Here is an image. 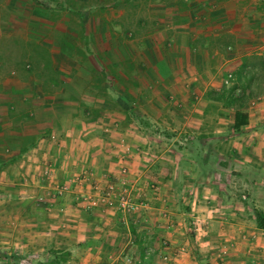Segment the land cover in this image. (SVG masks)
Returning <instances> with one entry per match:
<instances>
[{
  "label": "rangeland",
  "instance_id": "374dc122",
  "mask_svg": "<svg viewBox=\"0 0 264 264\" xmlns=\"http://www.w3.org/2000/svg\"><path fill=\"white\" fill-rule=\"evenodd\" d=\"M38 2L42 3L41 16L44 23L33 25L30 28L31 34L28 35L25 34L24 29L20 32L7 31L6 37L0 41V51L3 54L1 59L5 62L11 59L15 60V63L21 61L24 67L19 73H23L30 69V59L27 57V54H30L34 60L33 70H41L44 77L56 82L55 88H45L44 90L54 97H58L62 93L57 87L61 83V77L67 80V78L84 76L99 84L105 79L107 80L103 68L108 67L111 63L110 57H108L110 54L113 55L114 62L119 66H114V69L118 71L117 74H114V78L121 82V60L117 61L123 51L129 53L128 49H132L134 50L133 54L136 55L137 45L144 49L161 43L166 48H175L174 46L177 44L182 48L183 54L187 53L188 55L189 51L190 56L195 54L199 58H203L204 68L201 72H198L196 67L187 69L185 75L187 78L200 75L199 82L202 87L205 84L207 87L204 91L197 87L194 90L195 93L187 95L192 98L197 95V99L199 96L213 98L212 96L218 94L222 89L226 90L237 85L245 89L243 109L247 114H254L255 110L260 109V106L255 104L258 101L256 97L264 95V63L260 64V61L264 59V24L261 23L263 22L261 19L257 20L254 17L253 22L249 24L235 26L209 25V18H217L221 15L220 9L212 0H61L58 3L53 1L51 4L50 2L45 3V0ZM242 2L246 4L255 2L264 6V0H243ZM210 32L215 35V39L210 45L199 41V38ZM238 32L241 35L238 36ZM194 36L199 38L191 39ZM26 38L28 40H25ZM55 49L57 52H54L53 65L60 66L59 68L65 73H53L51 65L45 64V50ZM93 51L94 53L98 51L97 58L93 56ZM211 52H217L220 55L235 53L236 56L242 55L241 66L245 65V67H241L240 74L235 71L236 69L224 70L221 62L215 57V53L214 58L208 56ZM91 64L96 69L92 68ZM227 73L231 74V80L225 85L223 79ZM236 77L239 82L237 80L235 82ZM147 82L145 81V83ZM125 84L130 85L131 83L127 80ZM94 91L96 92L93 95L88 93L92 92L91 90L86 93L89 99L84 96L88 102L93 101L90 96L95 99L105 98L106 93H103L102 90ZM191 91L189 89V92ZM236 92L238 93V90ZM66 94L67 100L73 103L67 106V110H77L81 114L83 110L95 113V110L98 109V105L94 107V101L91 105L89 103L87 107L83 108L85 104H78L79 100L74 98L72 91L67 90ZM211 100L215 104L212 110L220 109L224 114L220 125L225 130H229L227 135L232 134L229 127L231 110L223 105L222 100ZM119 106L118 111L123 116V111L126 112L127 109L121 103ZM129 110L131 109H128V112ZM132 118L134 119L133 116ZM134 120V122H128L129 125L139 132H144L141 133V136L146 138L147 142L150 141L144 149L118 136L116 141H113L116 150H111V145L108 143L106 146L99 147L101 152L98 155L103 156L104 160L112 159L113 154H116L117 158L121 160L114 165L115 167L109 169V173L98 178L92 169H87L84 166L82 169L75 170V175L73 171H71L72 175L67 177L60 175L59 178H62L66 182L65 184H50L53 188L52 190L50 188V191L57 196H60L57 194V188L65 185L68 192L77 187L90 197L98 195L101 191L104 192L109 184H113L110 194L111 204H99L87 208L85 206H87L88 197H86L82 204L85 206L81 207L84 211L98 208L101 210V212L97 211L98 214H102L107 219L105 223L101 221L105 225L95 231L102 239L104 238V241H101L99 250H97L99 259L98 261L92 260L93 263L134 264L139 258H142L144 264H264V230H257L253 224L251 218L253 205L250 197H237L238 189L241 192L242 187L239 185V179L235 176L236 171L231 168L227 170L232 198L225 200V197L217 196V190L208 188L207 182L196 185L198 189L201 188V194L198 195L194 184L193 188L196 194L192 193L190 196L184 197L181 188L184 181L182 177L179 178L180 184L176 181L171 183L169 182L170 170L167 168L159 170L157 167L161 165V162L164 166L170 167L171 163L182 161L181 157L184 155H178L172 150L177 149V146H184L185 140L182 141V144L173 140L174 138L165 140L161 136H159L160 138L156 137L153 135V130L144 129L142 131L137 126L140 123L139 120L136 117ZM112 123H117V128L122 126L116 120ZM142 124L145 125V123ZM211 125L208 129L213 128V123ZM87 136H83V141ZM160 140L172 145L170 148L167 144L161 147ZM97 141H99L98 138H96ZM120 142L128 146L127 152L120 146ZM92 146L95 145L92 144ZM112 152L114 153L112 154ZM86 154L87 152H83V159L87 160L85 163L83 162V165H88ZM130 155L134 156L133 161H138V169L133 168L132 170L128 167L127 160L132 157ZM105 165L106 162H104V167H106ZM121 168H124L125 171L121 172ZM111 170L113 171L111 172ZM100 171L102 174L107 172L105 169ZM107 175H109L108 178ZM157 175L162 176L164 180L162 182L165 185L161 184L159 180L161 178ZM48 176H45V171L42 169V171L38 170L36 178L33 179L35 182L28 180L27 185H22L19 184L21 183L19 179L15 181V191L21 189L32 195L31 206L38 212L40 210L41 217H43L39 221L41 223L39 227L33 225L27 227V229H33L27 234L22 233L23 229H18L21 223H16L15 227L12 226L13 224L10 225L15 231L7 230V227L0 231L1 240L4 237L9 238V236L14 240L16 244L14 250L19 257L15 261L24 259L26 262L27 258L32 259L35 256L41 258L39 263L45 264V254L55 255V252L58 251L52 246L49 247V240L45 243L44 196ZM111 177L113 180H110ZM102 179L105 180L103 183ZM121 180L124 184L121 183ZM94 182L97 185V190L92 189ZM123 188L127 193V203L130 207L121 206L116 202V197L121 194ZM37 193H44L40 195L42 200L35 199ZM39 203L44 204V207ZM54 204L55 198L47 204L50 209L48 213H52L53 207H56ZM68 209L67 212L70 211ZM209 209L211 210L210 217L199 215ZM73 218V216H63V226L53 233L52 239L61 242L59 246H66L70 242L75 245V240L80 236H90L88 231H82L81 235L74 232L73 223L78 219L73 220ZM107 222L108 226L112 225L110 234L104 231L108 228L105 227ZM20 237H24L26 240L20 241ZM106 237H110V242ZM45 247L49 248L46 250ZM67 247L69 248V245ZM73 248L74 246L71 247V249ZM67 252L69 251L67 250ZM87 254L86 258L89 259L87 263L90 264L91 253ZM24 262H15L14 264H25Z\"/></svg>",
  "mask_w": 264,
  "mask_h": 264
},
{
  "label": "crops",
  "instance_id": "0c3cea01",
  "mask_svg": "<svg viewBox=\"0 0 264 264\" xmlns=\"http://www.w3.org/2000/svg\"><path fill=\"white\" fill-rule=\"evenodd\" d=\"M38 1L0 0V41L6 37L7 31L20 32L24 29L25 34L28 35L31 34L30 28L33 25L44 23L41 16L42 3ZM53 1L58 3L61 0ZM53 1L45 0V3L50 2L51 4ZM212 1L217 4L216 7L220 9L221 15L217 18H209V25L249 24L253 22L254 17L257 20L261 19L263 21L261 23L264 24V6L258 3L248 2L246 4L242 2L243 0ZM250 9L257 11L254 12ZM237 35L239 36L241 33L238 32ZM139 38L141 39V37ZM195 38L199 37L194 36L191 39ZM214 39L215 35L210 32L199 38V41L210 45ZM174 47L166 48L165 45L157 43L153 47L144 49L137 45L136 55L133 54L134 50L132 49H128L129 53L123 51L120 59H116L117 62L121 60V82L114 78V74L118 72L114 66H118V64L116 65L113 55L110 54L108 57H110L111 63L108 67L103 68L107 80L105 79L99 84L84 76L67 78V80L61 77V83L57 87L62 93L58 97L44 91L45 88H53L56 82L44 77L41 70H33L34 60L30 54H27L30 59V69L27 72L19 73L24 64L21 61L15 63V60L12 59L7 62L3 61L1 59L3 54L0 51V231L5 230L6 227L7 230L15 231L10 225L13 224L12 226L15 227L16 223H21L18 229H23L22 233L27 234L33 230L27 229V227L40 226L39 221L43 217H41L40 210L38 212L31 206L33 196L21 189L16 192L15 181L19 179L21 181L19 184L22 185H27L28 180L35 182L33 179L36 178L38 170L44 169L45 176L49 175L45 183L44 196L45 243L49 240V247L58 249L55 255L45 254V264H59L61 261H57L58 259L55 257H59V251L62 250L69 251V259L66 260V263L89 264L87 263L89 259L86 258L88 252L91 253L90 264H94L95 260L98 261L97 250L104 238L102 239L95 231L105 225L101 221L105 223L107 219L102 214H98L101 212L98 208L89 211H84L81 208L84 206L82 204L85 202V198L90 197L80 191L81 189L75 186L76 188L69 192H63L57 196L50 191V184H65L66 182L59 178L60 175L67 177L72 175L71 171L74 174L75 170L82 169L84 166L87 169H92L98 178L109 173V169L115 167L114 165L121 160L117 158L116 154H113L114 152H112V159L104 160L103 156L98 155L101 152L99 147L106 146L108 143L111 145V150H116L113 141H116L118 136L144 149L150 141L147 142L146 138L141 136V133L144 132H139L128 123L134 122L135 117L139 120L140 123L137 126L142 131L144 129L153 130V135L156 137L161 136L165 140L174 138L173 140L179 143L185 140V143H182L184 146H177V149L173 150L171 148L178 155H184L181 157L182 161L171 163L170 167L164 166L161 162V165L157 167L159 170H166V168L170 170L169 182L171 183L176 181L180 184L179 178L182 177L184 181L181 188L184 197H188L192 193L196 194L193 188L194 184L196 186L207 182L208 188L217 190V196L225 197V200L232 198L227 174V170L231 168L236 171L235 176L239 179V185L242 187L241 192L238 189L237 197L249 196L252 208L264 210V95L256 97L258 101L255 105L260 106V109L255 110L254 114L248 113V124L243 130L227 137L226 133L229 130H225L220 125L224 114L220 109L212 110L215 104L212 103L211 98L199 96L197 99V95L193 98L187 95L195 93L194 90L197 87L202 88L203 91L207 87L206 84L202 87L199 82L200 75L189 78L185 75L187 69L196 67L197 71L201 72L204 68L203 58H199L195 54L190 56L189 51L188 55L187 53L183 54L182 48L177 44ZM54 52H57V49L45 50V64L51 65L53 73H65L59 68L60 66L53 65ZM97 53L98 51L96 53L93 51L95 58L98 57ZM214 53L221 62L222 69L228 71L236 69L237 72L241 69L242 55L236 56V53L220 55L217 52H211L208 56L214 58ZM91 65L92 68H95L93 64ZM237 79L238 77L235 82L238 81ZM127 80L131 83L130 85L125 84ZM145 81L148 82L145 83ZM235 86L239 88V86ZM99 89L106 93L104 97L108 100L100 97L95 99L90 96L95 102L94 107L98 105L95 113L83 110V113L80 114L77 110H67V106L73 104L67 100V90L72 91L74 98L79 100L78 104H85L83 106L85 108L89 103L90 105L93 103V101H87L89 97L86 93L91 90L92 92L88 93L93 95L96 92L94 90ZM189 89L192 91L189 92ZM120 103L127 109V111L124 109L126 112L123 111V116L118 111ZM128 109L131 110L128 112ZM131 111L132 113H130ZM114 120L120 122L122 126L117 128L118 124L112 123ZM216 122L217 126L215 127ZM142 123L145 125L143 126ZM212 123L213 128L208 129ZM90 130L94 133L89 132ZM85 135L88 136L83 141ZM96 138L99 141L96 142ZM160 141L161 147L167 144L165 141ZM83 152H87L85 158H88V165H83L87 161L83 159ZM197 153L200 154L198 158L201 157V160L197 158L198 163L195 161ZM130 156H132L130 160H127L128 167L132 170L133 168L138 169V161H133L134 156ZM137 160L140 159L137 158ZM104 162H106V167H104ZM99 168H101L100 170L105 169L107 172L102 174L100 170L98 171ZM157 176L161 178L159 179L161 184L165 185L162 182L164 181L162 176ZM110 180H113V177ZM136 180L138 181V178ZM101 181L103 183L105 180ZM195 188L198 190V195L201 194V188L198 189L197 186ZM43 194L37 193L35 199L42 200L40 195ZM54 198L56 207H53L52 213H48L50 209L47 204ZM39 204L44 207V204ZM67 208H69V212H67ZM209 213H211L210 209L199 215L210 217ZM63 216H73V220L77 218L78 220L73 223L74 232L81 235L82 231H88L90 236H80L75 240V245L70 242L66 246H59L61 242H56L52 238L53 233L63 226ZM206 221L208 222V220ZM105 227H108L104 229L105 233L110 234L112 225L108 226L107 222ZM17 231L20 232V230ZM106 239L110 242V237H106ZM19 240H26V238L20 237ZM50 241L53 242V245ZM15 245L11 236L4 237L2 240L0 237V253L6 256L4 259L0 258V264L24 262V259L15 261L8 257L11 254L14 255ZM72 245L79 251L71 249ZM49 247H45L46 250ZM15 255L17 254L15 253ZM27 260L29 263L42 264L38 262L41 258L35 256L32 259L27 258ZM28 261L24 263L29 264Z\"/></svg>",
  "mask_w": 264,
  "mask_h": 264
},
{
  "label": "trees",
  "instance_id": "16d2710c",
  "mask_svg": "<svg viewBox=\"0 0 264 264\" xmlns=\"http://www.w3.org/2000/svg\"><path fill=\"white\" fill-rule=\"evenodd\" d=\"M264 63V59H262L260 61V64L263 65ZM242 67H245L242 66ZM242 68L238 71V74L241 73ZM238 90V93L236 92ZM245 89L244 88H236L235 86H231L228 89H222L218 94H215L214 96H212L213 100L216 101H223V105H225V107L229 108L231 110V122H230V129L232 130V134L229 135H233L240 133L243 128L248 124V114L247 112L243 109L244 107V98H245ZM227 135V137L229 136ZM200 154H196L197 157H195V161L196 163H198L197 158ZM199 160H201V157L198 158ZM200 162V161H199ZM251 218L253 221L254 226L257 229L260 230H264V210L262 209H254L251 208ZM59 257H55V259H58L57 261H61L59 264H67L66 260L67 257L69 255V252H67V250H62L59 251ZM6 256L5 254L0 253V258L4 259ZM10 259L12 260H18V256L17 255H10L8 256ZM134 264H144L143 259L139 258L137 262H135Z\"/></svg>",
  "mask_w": 264,
  "mask_h": 264
},
{
  "label": "built area",
  "instance_id": "2783aa9c",
  "mask_svg": "<svg viewBox=\"0 0 264 264\" xmlns=\"http://www.w3.org/2000/svg\"><path fill=\"white\" fill-rule=\"evenodd\" d=\"M231 80V74L230 73H227L226 75H225V78L223 79V83L226 85V84H228L229 83V81ZM120 146H122L123 147V149L127 152L128 151V146L125 144H123L122 142H120ZM121 172H124L125 171V169L124 168H121V170H120ZM85 177H86V175H85ZM121 183H123L124 184V182H123V180H121ZM112 188H113V184H109L108 186H107V189L104 191V192H100L98 195H96V196H91L90 198H87V206H85V204H84V206L85 207H87V208H89V207H91V206H97V205H99V204H102V205H106V204H111V191H112ZM66 189H67V186H65V185H62V186H59L58 188H57V194H61V193H63V192H65L66 191ZM92 189L94 190H97V185L95 184V182L92 184ZM100 191V190H99ZM51 202V201H50ZM116 202L119 204V205H121V206H129L128 205V197H127V193H125V189L123 188L122 189V192H121V194H118L117 195V197H116ZM130 207V206H129Z\"/></svg>",
  "mask_w": 264,
  "mask_h": 264
}]
</instances>
